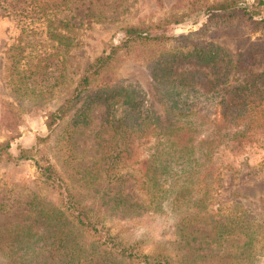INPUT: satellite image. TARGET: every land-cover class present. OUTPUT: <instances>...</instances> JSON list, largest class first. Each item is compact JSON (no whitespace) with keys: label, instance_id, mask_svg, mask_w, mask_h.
<instances>
[{"label":"rangeland","instance_id":"rangeland-1","mask_svg":"<svg viewBox=\"0 0 264 264\" xmlns=\"http://www.w3.org/2000/svg\"><path fill=\"white\" fill-rule=\"evenodd\" d=\"M214 1L67 0L64 6L55 3L45 18L33 8L31 0H0V143L9 140L13 155L18 154V147L29 149L37 143L40 150L32 161L0 162V230L31 225L35 231H41L45 223L35 218V212L47 203H58L55 190L39 175L35 165L37 161L64 176L74 200L99 217L109 233L125 246H133L143 254L167 258L178 264H264V140L257 132L247 140L227 142L217 150L213 163L221 176L211 188L216 189L213 207L221 206L222 212L220 217L206 222L182 223L181 213L175 211L168 200L162 203L159 211L147 208L146 198L135 188L134 179L144 174L141 161L146 158L150 144L134 142L132 161L127 163L129 169L123 167V154L116 160V172L121 176L130 172L132 176L124 188L110 183L111 178L96 171L105 164V154L117 147L115 141L99 146L102 139L109 137L103 123L107 119L106 114H115L116 118L122 114V108L112 111L102 101L97 102L96 95L113 87L130 86L143 99L144 109L163 117L152 80L143 63L149 50L154 54L160 50L168 52L173 46L181 47V44H191V41L203 45L226 41L227 47L235 49L246 37L250 42L264 41V32L252 31L242 22L209 21L201 8L204 10L205 3ZM241 1L249 5L257 2ZM258 8L264 12V5ZM175 15L178 18L184 16L183 22L152 30V34L175 37L199 34L191 36L189 41L167 44L163 49L138 44L132 46L128 54H123L113 68L84 91L68 115L48 131L45 125L48 115L73 95L85 69L98 57L107 55L112 46L119 44L124 27L155 25ZM54 19L69 22L67 30L56 32L67 37V41L51 37L48 26ZM12 46H19L22 50L17 69L27 79L28 91H16V87L9 83L7 67L11 61L5 66L8 55H11H7V50ZM57 78L59 80L56 81ZM88 103L90 106L84 111L88 116L86 124L73 127L74 120L76 123L81 120L78 115L82 105L85 107ZM41 139L46 140L42 142ZM114 155L115 151L112 157ZM84 169L94 176L92 185L82 178ZM118 193L123 198L129 195V202H137L141 209L132 212L127 205V208L112 209V201L107 200L119 196ZM134 197L136 200L132 199ZM236 213L243 214L261 232L253 239L250 249L237 251L236 244L241 240L230 237L220 242L214 240L210 233L216 220L235 224L239 220ZM90 242L91 239L85 236L83 243ZM230 248L232 253H229ZM238 252L243 253L241 257ZM105 258L107 264H131L114 256ZM38 260H42L41 254ZM98 262L101 261L98 259Z\"/></svg>","mask_w":264,"mask_h":264},{"label":"trees","instance_id":"trees-1","mask_svg":"<svg viewBox=\"0 0 264 264\" xmlns=\"http://www.w3.org/2000/svg\"><path fill=\"white\" fill-rule=\"evenodd\" d=\"M66 2L31 0L30 3L37 13L47 18L55 3L64 6ZM263 5L264 2L259 0L252 5L241 0H216L205 3L201 11L209 21L227 24L242 22L252 31L264 32V12L258 10ZM183 17L171 16L150 26L124 27L119 44L89 65L73 95L48 115L45 124L48 131L68 115L84 91L113 68L123 54H128L132 46L138 44L163 49L167 44L189 41L191 36H197L199 32L178 37L152 34V30L182 23ZM68 28L69 22L65 19H54L48 26L51 37L57 36L61 41L68 39L56 32ZM21 54L19 46L10 47L5 68L11 61L7 67L10 85L16 87L15 90L28 91L27 79L17 69ZM143 63L152 80L163 117L144 109L143 99L130 86L113 87L96 95L97 102L102 101L108 110L122 108V114L117 118L115 114H106L107 119L103 123L109 137L102 139L99 146L115 141L117 147L113 157L114 151L109 150L105 154V164L96 171L111 178L110 183L124 188L132 176L130 172H126L125 176L118 174L114 166L118 162L116 160L123 154V167L129 169L127 163L132 161L134 142L150 144L146 158L141 161L144 174L134 179L135 188L146 198L147 208L159 211L162 203L168 200L172 208L181 213L182 223L214 219L222 212L221 206L213 207L216 189L211 188L221 176L219 168L213 163L217 150L227 142L247 140L254 132L264 140V68H260L264 67V41L250 42V38L246 37L239 41L235 49L227 47L226 41L204 45L191 41V44H181V47L173 46L168 52L160 50L154 54L153 50H149ZM89 106L90 103L85 107L82 105L78 115L81 120L79 123L74 120L73 127L86 124L88 116L84 111ZM117 148L120 150L117 151ZM39 153L38 143L29 149L18 147L17 155L10 152L9 140L0 143V162L32 161ZM35 165L44 182L55 190L58 203H47L35 212V218L45 223L41 231H35L31 225L0 230V264H107L106 256L131 264H178L123 245L109 233L99 217L74 200L64 176L51 166L37 161ZM82 171L84 181L92 185L94 176H90L86 169ZM118 195L107 200L112 201V209L127 206L132 212L141 209L137 202H129V195L124 198L121 193ZM132 199L136 200L135 197ZM237 217L239 220L235 224H223L221 219L216 220L210 233L214 240L220 242L230 237L241 240L236 244L237 251L250 249L253 239L261 232L243 214H237ZM85 236L91 239L90 244L83 243ZM229 253H232L231 248ZM40 254L42 260H38ZM242 254L238 252L237 255L241 257Z\"/></svg>","mask_w":264,"mask_h":264}]
</instances>
